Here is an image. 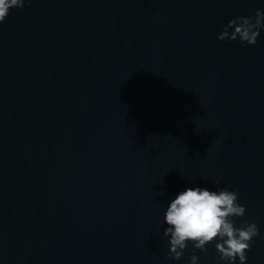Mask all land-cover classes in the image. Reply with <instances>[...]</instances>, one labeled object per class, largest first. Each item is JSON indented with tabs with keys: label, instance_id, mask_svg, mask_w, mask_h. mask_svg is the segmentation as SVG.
<instances>
[{
	"label": "water",
	"instance_id": "1",
	"mask_svg": "<svg viewBox=\"0 0 264 264\" xmlns=\"http://www.w3.org/2000/svg\"><path fill=\"white\" fill-rule=\"evenodd\" d=\"M264 0H31L0 23V264H185L163 208L231 186L264 264ZM218 140L222 143L217 144ZM163 181V182H162ZM204 264H215L214 244Z\"/></svg>",
	"mask_w": 264,
	"mask_h": 264
},
{
	"label": "clouds",
	"instance_id": "2",
	"mask_svg": "<svg viewBox=\"0 0 264 264\" xmlns=\"http://www.w3.org/2000/svg\"><path fill=\"white\" fill-rule=\"evenodd\" d=\"M26 3L31 0H0V23L12 8L22 9ZM262 32L264 8H256L254 14H239L229 19L218 33V39L255 45ZM215 183V188L187 184L168 200L163 208L168 258L179 261L191 246L193 251L185 264H204L196 250L207 256L209 244H214L215 264H247L254 239L262 235L260 224L257 220H242L237 224L236 218L247 214V205L240 201L238 190L220 186L219 180Z\"/></svg>",
	"mask_w": 264,
	"mask_h": 264
}]
</instances>
